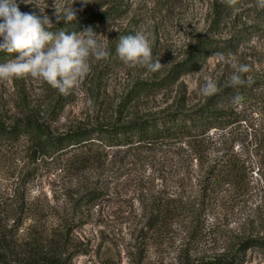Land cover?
Listing matches in <instances>:
<instances>
[{
	"label": "rangeland",
	"instance_id": "1",
	"mask_svg": "<svg viewBox=\"0 0 264 264\" xmlns=\"http://www.w3.org/2000/svg\"><path fill=\"white\" fill-rule=\"evenodd\" d=\"M25 2L18 0L20 11L43 15L39 7L45 8L54 26L64 21H56L55 8L72 6L76 15L83 8L115 5L120 14L104 27L91 26L110 55L90 58V72L70 94L30 76L0 80V121L9 124L32 112L61 133L189 112L207 103L225 113L201 145L203 160L195 157L200 148L188 137L111 147L94 143L49 154L33 151L23 137L0 142V220L8 221L4 236L11 251L40 249L62 235L71 264H178L185 253L212 256L236 249L240 255L241 241L264 239V9L257 0ZM137 32L148 35L153 59L161 63L155 73L128 67L116 54L119 37ZM199 41L217 46L203 52L199 69L169 87L132 93L138 81L171 74ZM220 55L248 66L244 84L231 86L234 70ZM209 79L218 91L205 97L198 86ZM230 90L235 92L223 98ZM202 162L218 165L219 179L206 196L199 184L206 170ZM159 203L169 204L172 214L151 229L147 218ZM66 227L68 234H58ZM241 264H264V249L246 250Z\"/></svg>",
	"mask_w": 264,
	"mask_h": 264
},
{
	"label": "trees",
	"instance_id": "2",
	"mask_svg": "<svg viewBox=\"0 0 264 264\" xmlns=\"http://www.w3.org/2000/svg\"><path fill=\"white\" fill-rule=\"evenodd\" d=\"M119 14L120 11L115 5H111L103 11L83 8L75 15L74 20L61 21L54 26L53 31L70 32L73 29L78 31L91 26L101 28ZM216 49L217 46L209 41L197 42L189 55L173 67L171 74L159 80L145 79L138 81L132 93H136L138 96L143 92L157 91L171 86L182 75L200 68L203 63V52L205 50L215 52ZM13 55L14 53L0 52V63L3 59L12 58ZM233 92L235 91L224 92L222 97L224 98ZM224 113L223 110L218 109L212 103H207L189 112L175 110L163 116H147L127 122L116 121L110 125H81L72 130L54 133L50 129V126L38 115L27 112L9 124L0 121V142L9 143L23 137L31 142L33 151L49 154L51 152L62 151L63 149L65 151L75 149L78 146L86 147L94 143L111 147L114 145H126L132 142L167 141L188 137L193 139L200 148L198 151H195V157L203 160L204 154L201 145L209 142V130L215 126L217 121L223 118ZM217 166L212 164L207 168L203 162L201 163V168H206L201 175L202 179L199 181L202 196H206L211 191L213 185L216 184V179H219L216 172ZM20 208L23 209L24 206H20ZM12 209L11 206V214L14 213ZM152 211L147 218L151 229L162 223V219L167 213L172 214L169 210V204L163 205L159 203L155 210ZM19 217L21 220V215ZM12 224L10 225L11 227ZM16 224L15 227H17ZM66 225L68 226V223ZM8 228H10L8 221L0 220V264H11V262L16 264H71V258L67 254V241L64 239V236L61 235L56 240L55 238L47 240L45 246L40 249L30 248L23 252H13L4 236V234L10 232ZM57 232L58 234H68L69 228L66 227L65 232L61 230ZM238 247L240 255L236 254V249L232 253L213 254L212 256L185 253L181 255L178 264H241L244 261L246 250L250 248L264 249V239L249 237L241 241Z\"/></svg>",
	"mask_w": 264,
	"mask_h": 264
},
{
	"label": "clouds",
	"instance_id": "3",
	"mask_svg": "<svg viewBox=\"0 0 264 264\" xmlns=\"http://www.w3.org/2000/svg\"><path fill=\"white\" fill-rule=\"evenodd\" d=\"M21 2L26 3L25 0ZM257 6L264 9V0H257ZM44 9L39 7L43 15L22 12L18 0H0V52L15 54L13 59L0 64V80L30 76L47 83L60 94L68 95L90 72V58L107 59L110 52L91 27L79 32L50 31L54 24L44 14ZM54 15L57 22L75 19L72 6L55 8ZM116 54L126 66L145 67L151 73L157 72L161 65L159 59H153L150 39L144 32L120 36ZM220 61L231 64L234 70L231 86L245 83L242 74L249 71L246 64L236 63L231 56L223 55H220ZM198 87L205 97L218 91L217 84L211 79ZM234 99L240 102L241 97Z\"/></svg>",
	"mask_w": 264,
	"mask_h": 264
}]
</instances>
